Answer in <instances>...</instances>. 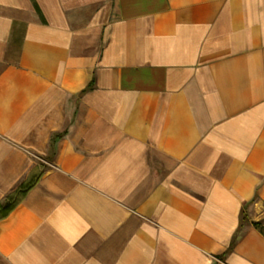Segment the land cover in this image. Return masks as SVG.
<instances>
[{
  "label": "crops",
  "instance_id": "0c3cea01",
  "mask_svg": "<svg viewBox=\"0 0 264 264\" xmlns=\"http://www.w3.org/2000/svg\"><path fill=\"white\" fill-rule=\"evenodd\" d=\"M29 179L0 264H264V0H0V201Z\"/></svg>",
  "mask_w": 264,
  "mask_h": 264
},
{
  "label": "trees",
  "instance_id": "16d2710c",
  "mask_svg": "<svg viewBox=\"0 0 264 264\" xmlns=\"http://www.w3.org/2000/svg\"><path fill=\"white\" fill-rule=\"evenodd\" d=\"M55 139L56 135H52L49 139V151L48 155L46 156L48 160H52L54 156V145H55ZM38 166L40 167V172L38 173L37 177L48 167V165L40 160L37 161ZM33 180L29 179L27 181L22 182L16 191H14L12 194H8L6 197H4L0 201V216H5L8 212V210L24 195L28 187L32 184ZM241 221V219H240ZM252 225L257 228L263 235H264V223L261 220H253L251 221ZM233 240L231 241L229 247L226 249V252H228L231 248V245L233 243Z\"/></svg>",
  "mask_w": 264,
  "mask_h": 264
}]
</instances>
